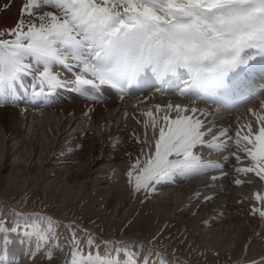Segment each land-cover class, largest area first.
<instances>
[{
    "label": "snow or ice",
    "instance_id": "snow-or-ice-1",
    "mask_svg": "<svg viewBox=\"0 0 264 264\" xmlns=\"http://www.w3.org/2000/svg\"><path fill=\"white\" fill-rule=\"evenodd\" d=\"M42 7L52 10L36 11ZM54 65L78 71L67 80L53 71ZM241 67L264 71V0H26L14 26L0 30V104L19 100V90L32 102L42 99L47 104L56 89L68 87L96 101L84 86L99 91L107 85L123 94L141 76L146 84H163L182 72L190 82L177 95L189 98L199 92L226 104L233 88L243 86L236 72ZM232 73L237 83L230 88L226 81ZM27 77L32 80L30 94ZM249 112L258 130L251 123L239 128L235 144L251 164L235 171L255 173L264 181V114ZM142 115L147 118L144 128H152L154 149L150 146L146 159L130 164L127 177L133 191L155 192L156 185L176 177L188 179L221 169V162L197 150L223 152L231 147L233 133L220 129L217 134L207 122L206 111L194 105L157 104ZM142 143L148 144L147 132ZM229 155L242 162L240 155ZM234 183L239 186L243 181ZM255 199L264 204V195L256 193ZM251 213L264 220V207L253 206ZM29 227L24 235L35 237L37 247L54 236L50 217H35ZM18 230L19 226L11 229ZM7 231L0 224V233ZM72 244L76 250L71 264H149L148 258L139 262L127 248L115 249V258L112 252L93 253L91 238L87 252L75 239ZM252 264H264V257Z\"/></svg>",
    "mask_w": 264,
    "mask_h": 264
},
{
    "label": "bare ground",
    "instance_id": "bare-ground-1",
    "mask_svg": "<svg viewBox=\"0 0 264 264\" xmlns=\"http://www.w3.org/2000/svg\"><path fill=\"white\" fill-rule=\"evenodd\" d=\"M25 2L26 0H0V27L14 26L21 17V7ZM44 10L52 9L42 7L36 11ZM25 19H27L26 16ZM53 71L62 73L64 79L71 80L78 69L69 72L62 65H54ZM181 78L180 85L187 86L189 76L184 74ZM31 83V77H27L26 86L29 94L32 91ZM100 89L104 96L100 102L85 99L79 96L73 88L68 87L56 89L47 104L42 99L32 102L24 95L23 90H19V100H6L0 104V141L6 135L13 137L19 135L23 128L21 114L29 110L31 112L41 110L45 117L47 113L56 115V119L45 122L44 126L50 131L54 124H60L61 119L71 121L80 118L87 121L89 125L95 126L99 117L102 116L101 114L111 111L114 105L129 106V111H133L135 108L138 109V101H140L139 110L142 113L149 109L154 110V106L157 104L164 107L167 104L194 105L210 114L222 111L217 108L209 110L201 98L196 95L189 94V98L178 96L173 88L160 93L157 91V85H153L151 91H140L127 96L118 94L106 85L101 86ZM36 90L39 91V88ZM129 103L131 106L128 105ZM142 113L141 116L146 120L147 118ZM172 115L174 116L175 113ZM31 125L32 118L30 116V120L26 124V135H30ZM254 127L258 130L257 124L256 126L254 124ZM43 130L46 131V129ZM143 130L144 138L145 132H147L148 140V144L142 146L143 154H141L142 148L139 151L134 149L137 143L136 137L129 129L123 132V129L118 127L115 130L112 129L109 134L106 132L96 139L93 138L94 131L75 134L70 140L69 148L70 151L72 149L71 152L77 151L64 156L58 154L59 156L54 157L45 168L39 169L30 178V181H28L29 177L27 178L23 174L19 175L20 177L8 175L12 181H8V177L0 174L2 196L6 195L12 187L22 189L26 184L32 188H41L53 200H56L55 195L59 194L60 200L63 202L69 201L73 194L80 191L85 192V195L89 196L88 199L92 201H95L94 195L102 194L103 202L98 204L103 206L100 211H104L109 206L103 204L115 203V212L123 214L124 219H131L132 227L137 228L145 224L150 233L169 231L171 236L167 240H171L179 234V237L188 238L195 250L201 253L206 252L207 257L209 256L208 252L210 254L212 252L214 255L217 253V258L224 259V263L227 264H252V261H259L264 257V220L258 214L251 213L253 206L264 207V204L255 199L256 193L264 195V181L259 180L255 173H237L235 171L237 167H248L251 164L244 152H237L229 148L223 152L210 154L207 148H204L203 152L199 150L198 154L201 156L221 162V169L188 179L176 177L172 182H162L155 186V192H149L146 196L144 194L148 199H143L144 201L140 202L136 196L139 192L133 191L132 186L128 183L127 172L130 170V164L134 163L137 158L141 161L147 158L150 146L154 149L152 128L149 126L146 130L143 127ZM43 135L42 133L40 144L42 146L47 144V137ZM45 135H47L46 132ZM2 148L3 143H0V157ZM20 151L19 155L21 152L24 156L29 154L26 151ZM230 153L240 155L242 162H237L235 155L230 156ZM224 157L229 158L225 160ZM99 162L103 164L96 168L95 165ZM76 163L77 165H71ZM52 176L55 178L51 181ZM213 176L216 177L215 180L212 179ZM55 179H57L56 182ZM72 179L75 183L69 184ZM236 179H240L243 183L237 186L234 183ZM105 181L110 183V186H101V183ZM96 206L93 203H85L80 208L92 211L96 209ZM8 207L10 208V206ZM168 212L173 213L172 219L166 218ZM21 215L27 219L30 213H21ZM211 222H215L218 228H211L209 224ZM24 233V230H18L16 233H12V231L0 233V262L7 261L8 263L9 260H13L16 264H35L33 258L42 254L48 246V241L40 242V246L37 247V239L35 237L28 238ZM139 235L140 231L136 230L132 235V240ZM65 244H69L66 235L53 248L54 257L57 258L59 264H71L72 261L70 252L62 248L63 245L66 246ZM119 259L124 260L120 256ZM20 260L22 261L20 262Z\"/></svg>",
    "mask_w": 264,
    "mask_h": 264
},
{
    "label": "rangeland",
    "instance_id": "rangeland-1",
    "mask_svg": "<svg viewBox=\"0 0 264 264\" xmlns=\"http://www.w3.org/2000/svg\"><path fill=\"white\" fill-rule=\"evenodd\" d=\"M12 27L13 26H1L0 30L7 31ZM4 38L7 39L8 37ZM137 104L138 109L135 108L136 110L133 109V111H129V106L121 107L119 104L114 105L111 111L101 114L102 116L99 117L100 119H98L99 121L95 126L89 125L87 121L80 118L71 121L68 119H61L60 124H54L53 126L56 128L53 127L51 131L44 125L45 122L47 123V121L50 122L54 120L56 115L47 113L45 117L41 110L37 112H31V110L23 112L21 114L23 128L19 132V135L15 137L6 135L2 138V141H0V143H3L2 156L0 157V174L6 177H8V175L20 177L23 174L26 175L27 178L29 177L28 181H30V178H32L39 169L45 168L58 154L64 156L77 151L73 150V152H71L72 149L70 151V140L75 134H85L88 133V131H94L93 138L95 137L94 139H96L103 136L106 132V134H109L112 129L115 130L118 127L123 129V132L129 129L135 135V141L138 143H136L134 149L136 148L139 151L144 145L142 142L145 140L143 130V122L145 119L141 116L142 111L139 110V107H141L140 101H138ZM262 104H264V89L260 90L254 97H248L229 113H207V122L217 134H219L220 129L230 130V132L233 133L230 149L240 152L235 144V132L239 128L247 125L246 123H251L254 130H256L254 127V124L256 126V121H254L255 116L249 112V109H254L257 114H262L264 112ZM128 105L131 106V103ZM133 105L137 106L136 104ZM30 116L32 118L31 131L29 133L30 135H26V124L30 120ZM142 124L143 126L141 127ZM43 129H46V131ZM45 132L47 135H45ZM42 133L44 134L43 136L47 137V144L43 146L40 145ZM245 133L246 129L242 134ZM88 144L92 145L90 143ZM244 144L245 142L241 141L240 147H243ZM20 150L26 151L29 154L24 156ZM19 151L21 155H19ZM197 151H199V149ZM203 151H205V149H203ZM102 164L103 163L99 162L95 166L98 168L99 165ZM63 165L65 166L66 164ZM71 165H77V163ZM54 178L55 176H52L50 180ZM8 181H12L11 177H8ZM56 181L57 179H55V182ZM71 181H69V184L75 183L73 179ZM3 184L5 185V183ZM76 184L78 185V183ZM76 184L75 186H77ZM101 186H110V183L108 184L105 181L101 183ZM10 191H7L4 196H2V192L0 191V224H3L8 231H11V229L17 226H19V230H30L29 225L32 223L33 218L39 216L50 217L54 222V236L49 237L47 240L48 246L42 254L36 255L33 258L35 264H59L57 258L54 257L53 248L59 244L61 238L65 237V235L69 239V244H65V247L63 245L62 248L70 252L71 259L72 253L76 250L72 244L73 239L79 242L81 251L87 252L86 242L91 238L93 240L92 252L95 253L98 250L101 256L106 252H112L115 258V249L128 247L127 249L130 252L138 255L139 262H143L145 258H148L149 264H161V262L162 264H227L224 263V259L217 258V253L214 255V253L211 252L210 254V252H208L207 255L209 256L207 257L206 252L201 253L195 250L191 242H189V239L186 237H179V234L176 235L177 237L175 236V238L167 240L171 236L169 231L150 233V231L146 229L145 224L137 228L132 227L131 219H124L125 216L123 214L115 212V203L103 204L109 206H107L104 211H100L103 206L98 204L103 202L104 196H102V194L94 195L95 201H92L88 199L89 196L85 195V192L80 191L73 194L69 201L63 202L60 200L59 194H56L55 196L57 199L53 200L50 195L43 192L41 188H32L28 184L22 189H18L14 186ZM144 194L146 196L148 193H145L143 189L139 191L136 195L137 200L140 202L145 199L147 200L148 198L145 197ZM85 203L97 205L95 207L96 209L92 211L82 210L80 206ZM8 206H10V208ZM21 213H30V216L24 219ZM172 216V212L166 214V218L168 219H172ZM211 223H209L211 228H218L215 222ZM136 230L140 231V235L132 240V235ZM12 233L16 232L12 231ZM49 254L51 258H49ZM119 256L124 259L123 252H121ZM168 257L169 260H167ZM21 261L22 260H20V262ZM0 264L16 263H14L13 260H9L8 263L6 261L4 263L0 262Z\"/></svg>",
    "mask_w": 264,
    "mask_h": 264
}]
</instances>
